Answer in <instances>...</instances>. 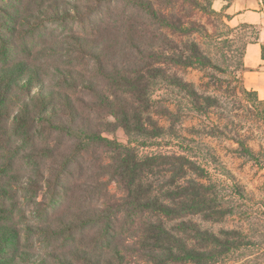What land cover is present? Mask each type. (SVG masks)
I'll list each match as a JSON object with an SVG mask.
<instances>
[{
    "label": "trees",
    "instance_id": "1",
    "mask_svg": "<svg viewBox=\"0 0 264 264\" xmlns=\"http://www.w3.org/2000/svg\"><path fill=\"white\" fill-rule=\"evenodd\" d=\"M4 1L6 5L0 6V126L4 124L17 132L30 133L42 124L63 133L80 132L91 145H104L113 154L108 165L109 174L124 193L117 202L109 204L108 200L106 207L93 209L78 217L85 229L99 225V237L94 243L107 249L105 255L96 253V250H84L87 256H81L87 259V263L113 264L118 261L115 264H131L126 258V251L135 246L134 250L144 264H226L228 260H236L238 255L243 259L249 258L245 264H264L261 258L264 257V246L254 241L253 234H257L258 230L250 233L229 228L216 232L203 227L197 219L188 218L202 213L209 220H221L227 215V206L221 205L214 187L189 176L190 171L198 173L202 169L195 160L184 154L141 156L137 145H133L134 140L144 139L145 144L166 133L185 140L187 138L176 127V122L184 115L194 111L200 115L210 114L212 108L222 110V97L203 94L177 69L197 66L223 70L197 39L196 34L206 38L213 35L204 23L191 18V11L210 12L221 18L227 33H216L215 51L226 59L232 56L218 49L223 44L222 49L226 46L227 52L231 50L236 38L229 33L240 30L227 24L225 20L229 15L213 9L214 0H89L93 4H81V0L75 3L56 1L52 12L58 20L70 18L83 22L98 15L103 4L117 2H126L139 16L149 20L152 29L149 42L144 47L136 40L134 29L128 33V47L133 49L132 58L138 65L135 69L120 68L118 65L112 68L106 64L104 50L98 42L89 39L86 34L78 38L79 43L90 51L89 56L95 59L98 72L106 80V92L94 83L88 89L97 98L98 105L113 117L114 121H108L111 128H122L127 134L129 143L124 144L103 137L92 125L88 128L85 122L80 127L79 122L83 119L75 112L73 98L67 92L60 94L48 85L44 78L49 73L42 67L12 52V35L15 34L18 19L16 5L24 0ZM48 1L51 4L52 0ZM239 33L242 51L232 71L237 81L232 92L244 100L249 116L264 126V100L259 98L257 91L246 88L242 76L246 70L243 58L250 38ZM160 87L169 91V101L176 106L172 108L170 104H164V107H159L170 121L168 128L161 125L159 119H154L151 113L156 103L154 96ZM57 98L61 103L60 109L56 107ZM234 138L239 146L236 149L239 155L258 160L255 149L242 135ZM11 171L9 165L0 164V177L10 175ZM5 196L0 191L3 201ZM10 218L0 222V264H20L17 258H21L22 233L10 223ZM137 218L139 223L134 228ZM126 220V225L122 226ZM169 221L175 223L168 224ZM70 228L65 223L54 232L63 236L73 230ZM123 228L131 233L126 240L123 236L124 245L123 240L120 241ZM24 253L32 257L30 253ZM35 259L47 264L44 259ZM56 263L77 264L66 257Z\"/></svg>",
    "mask_w": 264,
    "mask_h": 264
},
{
    "label": "rangeland",
    "instance_id": "2",
    "mask_svg": "<svg viewBox=\"0 0 264 264\" xmlns=\"http://www.w3.org/2000/svg\"><path fill=\"white\" fill-rule=\"evenodd\" d=\"M56 1L52 0L50 4L48 0H24L16 5L18 19L12 35V52L42 67L49 73L44 78L46 83L58 93L67 92L73 98L75 112L83 119L79 122L80 127L85 123L88 128L92 125L103 137L128 144L125 131L119 127L111 128L108 121H114L113 117L98 105L97 98L88 89L94 83L106 92V80L98 72L95 59L89 56L90 51L79 43L78 38L86 34L98 42L104 50L106 64L112 68L118 65L135 69L138 65L132 58L133 49L128 47V33L134 29L136 40L144 47L149 42L152 29L149 20L139 16L126 2L103 4L98 15L83 22L70 18L58 20L52 12ZM65 1L75 3L77 0ZM81 2L94 3L89 0ZM3 5H6L5 1L0 0V6ZM191 18L204 23L212 33L210 38L201 34H196V37L223 70L197 66L177 70L188 81L194 82L203 94L222 97L223 108L218 111L212 108V112L205 115L195 111L184 115L176 122V127L187 138L185 140L166 133L145 144L144 139L134 140L133 145H137L141 156L184 154L195 160L202 169L198 173L190 171L189 176L214 187L221 205L227 206V215L221 220H209L202 213L188 218L193 217L203 227L216 232L229 228L250 233L258 230L253 234L254 241L264 246V126L249 116L244 100L232 92L237 83L232 71L242 51V41L237 34L247 35L253 31L229 33L236 38L231 50L227 52L226 46L222 49L223 44L218 49L232 56L226 59L215 51L216 33H227L221 18L198 10L191 11ZM158 90L151 113L154 119H159L161 125L168 128L170 121L159 107H164V104H170L172 108L176 106L171 105L170 94L165 87ZM55 103L60 109L58 98ZM77 133L59 132L42 124L30 133L17 132L4 124L0 126V164L12 167L10 175L0 177V188L5 189L0 191L7 195L4 201L0 198V222L9 221L7 217L10 216V223L22 233V253L21 258H17L20 264H41L36 257L44 259L47 264H57L60 258L65 257L77 264H88L87 259L81 256H87L84 250L107 253L105 247L94 243L99 237V225L85 229L78 217L106 207L109 201V204L117 202L124 191L109 174L111 151L101 144L91 145L87 138L85 140V135ZM237 135H242L255 149L258 160L238 154L236 149L239 146L234 140ZM65 223L73 230L58 237L54 231ZM138 223L139 218L134 221V228ZM130 234L124 229L120 241L123 236L128 239ZM129 248L130 251H126L129 263L141 264L135 246ZM24 252L32 254V257ZM237 257L240 256L226 264H245L249 260Z\"/></svg>",
    "mask_w": 264,
    "mask_h": 264
},
{
    "label": "crops",
    "instance_id": "3",
    "mask_svg": "<svg viewBox=\"0 0 264 264\" xmlns=\"http://www.w3.org/2000/svg\"><path fill=\"white\" fill-rule=\"evenodd\" d=\"M213 8L229 15L227 24L247 33L250 38L245 54L242 73L244 84L249 90L257 91L264 100V0H214Z\"/></svg>",
    "mask_w": 264,
    "mask_h": 264
}]
</instances>
